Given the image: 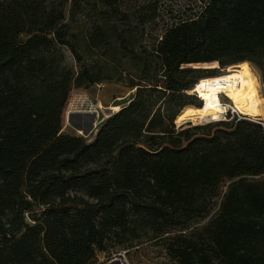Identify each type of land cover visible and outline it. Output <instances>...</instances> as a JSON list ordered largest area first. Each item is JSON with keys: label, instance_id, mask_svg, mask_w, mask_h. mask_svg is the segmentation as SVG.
I'll list each match as a JSON object with an SVG mask.
<instances>
[{"label": "trees", "instance_id": "trees-1", "mask_svg": "<svg viewBox=\"0 0 264 264\" xmlns=\"http://www.w3.org/2000/svg\"><path fill=\"white\" fill-rule=\"evenodd\" d=\"M161 26L151 0H0V264H95L161 240L179 264H264V121L183 126L200 81L261 73L264 0H197ZM134 93L88 140L75 91ZM162 242V243H163Z\"/></svg>", "mask_w": 264, "mask_h": 264}, {"label": "rangeland", "instance_id": "rangeland-1", "mask_svg": "<svg viewBox=\"0 0 264 264\" xmlns=\"http://www.w3.org/2000/svg\"><path fill=\"white\" fill-rule=\"evenodd\" d=\"M149 1L151 0H138V3L141 4ZM154 1L158 2V21L161 26L171 25L180 19L190 18L201 6L197 0ZM247 64L250 65L249 63ZM250 66L261 84L260 94L264 98L261 73L254 65ZM192 67L206 70L218 69L219 75L221 76L229 73V68H220L218 64H200L193 65ZM133 93L125 84L109 81L92 86L87 90L75 91L70 98L65 112L63 131L67 134L80 135L91 140L101 124L115 114L112 108L120 107L121 109L126 106ZM221 99L223 104L232 105L231 101L225 95H221ZM229 115L231 116L230 113L227 114V119ZM240 116L242 119L260 121L243 114H240ZM232 118L239 119L237 116H232ZM208 121L210 122L193 123L192 126L206 125L207 123L225 120L220 118L219 120ZM162 242L161 240H145L140 245L129 250L112 247L106 253L99 254L98 261L95 264H179L168 256L164 242Z\"/></svg>", "mask_w": 264, "mask_h": 264}, {"label": "bare ground", "instance_id": "bare-ground-1", "mask_svg": "<svg viewBox=\"0 0 264 264\" xmlns=\"http://www.w3.org/2000/svg\"><path fill=\"white\" fill-rule=\"evenodd\" d=\"M227 75L208 78L200 81L191 94L196 93L203 102V108L186 107L177 117L178 123L186 120L194 124L208 120H219L228 111L221 95H225L230 101L232 108L254 120L264 118V98L260 94V82L251 66L242 63L229 67ZM117 112L120 107H113ZM205 123V122H204Z\"/></svg>", "mask_w": 264, "mask_h": 264}, {"label": "built area", "instance_id": "built-area-1", "mask_svg": "<svg viewBox=\"0 0 264 264\" xmlns=\"http://www.w3.org/2000/svg\"><path fill=\"white\" fill-rule=\"evenodd\" d=\"M225 106H226V104H224ZM228 106V105H227ZM231 114V117L232 116H237L239 119H242L241 118V116H240V114L237 112V111H235L233 108H232V106H228V111L225 113V115H224V117L222 118V120H227V114ZM233 119V118H232ZM206 122H210V121H206Z\"/></svg>", "mask_w": 264, "mask_h": 264}, {"label": "water", "instance_id": "water-1", "mask_svg": "<svg viewBox=\"0 0 264 264\" xmlns=\"http://www.w3.org/2000/svg\"><path fill=\"white\" fill-rule=\"evenodd\" d=\"M264 119H262V120H260V121H263ZM176 124H177V126H178V128H181V127H183V126H192L193 125V122L192 121H190V120H186L185 122H183V123H178L177 121H176Z\"/></svg>", "mask_w": 264, "mask_h": 264}, {"label": "crops", "instance_id": "crops-1", "mask_svg": "<svg viewBox=\"0 0 264 264\" xmlns=\"http://www.w3.org/2000/svg\"><path fill=\"white\" fill-rule=\"evenodd\" d=\"M118 111H119V110H118ZM118 111H117V112H118ZM115 113H116V112H115Z\"/></svg>", "mask_w": 264, "mask_h": 264}]
</instances>
